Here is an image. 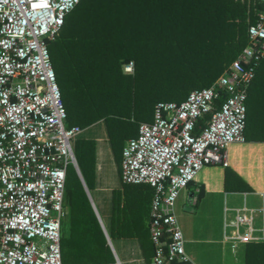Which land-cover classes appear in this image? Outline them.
<instances>
[{"label": "built area", "instance_id": "built-area-1", "mask_svg": "<svg viewBox=\"0 0 264 264\" xmlns=\"http://www.w3.org/2000/svg\"><path fill=\"white\" fill-rule=\"evenodd\" d=\"M80 1L0 0V264H63L66 183L82 129L66 125L49 44ZM259 3L248 44L217 81L182 103H159L154 121L143 123L123 150V183L153 190L152 264H195L186 253L177 200L205 167H228L229 147L246 142L248 93L264 60V0ZM206 115L208 126L196 133ZM253 223L254 210L238 209L226 240L263 241Z\"/></svg>", "mask_w": 264, "mask_h": 264}, {"label": "trees", "instance_id": "trees-1", "mask_svg": "<svg viewBox=\"0 0 264 264\" xmlns=\"http://www.w3.org/2000/svg\"><path fill=\"white\" fill-rule=\"evenodd\" d=\"M232 2L81 0L67 15L60 36L49 44L67 127L86 129L104 121L121 169L127 142L138 137L143 123L154 121L159 103H182L191 92L211 87L248 44L249 27L257 20L254 8L259 12L262 5L236 0L232 10ZM131 64L133 71L127 72ZM226 97L223 94L218 107ZM247 106L246 141L264 142V61L249 89ZM209 121L210 115L201 119L196 133ZM95 154L94 140H77L76 161L90 188ZM77 176L70 166L65 197L72 204L82 190ZM87 224L98 244L105 245L100 224L94 219ZM136 227L135 233L117 235H134L151 261L155 248L149 225L145 230ZM105 261L113 262V255Z\"/></svg>", "mask_w": 264, "mask_h": 264}, {"label": "crops", "instance_id": "crops-1", "mask_svg": "<svg viewBox=\"0 0 264 264\" xmlns=\"http://www.w3.org/2000/svg\"><path fill=\"white\" fill-rule=\"evenodd\" d=\"M232 1L233 10L236 0ZM254 11L257 18L256 7ZM79 139L96 142L95 180L90 188L77 172L82 183V190H77L79 201L72 204L65 197L63 264H90L88 260L98 252L105 256L102 264L108 263L105 259L110 254L113 262L118 259L125 264H152L153 257L151 261L145 258L139 239L117 234L135 233L136 225L147 229L153 190L147 185L123 183L121 169L113 164L115 157L104 121L82 129ZM228 157V167H205L177 200L175 213L186 253L195 264H264V240L243 244L225 238L233 231L227 229V223L243 207L254 210V235H264V142L232 144ZM93 219L101 226L105 245H99L96 235H92L87 222Z\"/></svg>", "mask_w": 264, "mask_h": 264}, {"label": "rangeland", "instance_id": "rangeland-1", "mask_svg": "<svg viewBox=\"0 0 264 264\" xmlns=\"http://www.w3.org/2000/svg\"><path fill=\"white\" fill-rule=\"evenodd\" d=\"M73 144H75V142L73 143ZM115 157V156H114ZM113 164L115 165V166H117L118 167V165H117V162H116V159H115V161L113 162ZM114 165H112L110 168L111 169H114ZM179 221V220H178ZM180 225V224H179ZM181 227V226H180ZM183 232V231H182ZM98 255V256H97ZM97 257L95 256L94 258H90L88 261H90L91 263H101L102 261H103V259H104V254L102 253V252H98L97 253ZM122 262H123V260H122ZM123 264H125L124 262H123Z\"/></svg>", "mask_w": 264, "mask_h": 264}, {"label": "water", "instance_id": "water-1", "mask_svg": "<svg viewBox=\"0 0 264 264\" xmlns=\"http://www.w3.org/2000/svg\"><path fill=\"white\" fill-rule=\"evenodd\" d=\"M74 167L76 168V170H77V172H78L80 178L82 179V181H83V183H84V180H83L82 174H81V172H80V170H79V167H78L77 162L74 164ZM84 184H85V183H84Z\"/></svg>", "mask_w": 264, "mask_h": 264}]
</instances>
